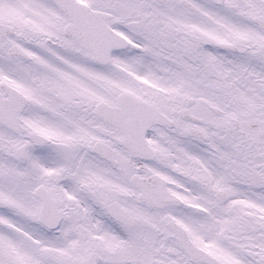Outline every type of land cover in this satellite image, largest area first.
Masks as SVG:
<instances>
[{
	"label": "snow or ice",
	"instance_id": "snow-or-ice-1",
	"mask_svg": "<svg viewBox=\"0 0 264 264\" xmlns=\"http://www.w3.org/2000/svg\"><path fill=\"white\" fill-rule=\"evenodd\" d=\"M0 264H264V0H0Z\"/></svg>",
	"mask_w": 264,
	"mask_h": 264
}]
</instances>
